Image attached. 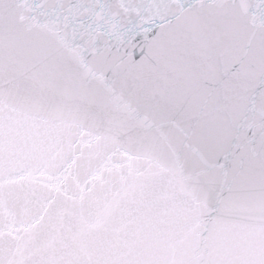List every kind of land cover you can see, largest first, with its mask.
Masks as SVG:
<instances>
[{"label": "snow or ice", "instance_id": "obj_1", "mask_svg": "<svg viewBox=\"0 0 264 264\" xmlns=\"http://www.w3.org/2000/svg\"><path fill=\"white\" fill-rule=\"evenodd\" d=\"M0 264H264V0H0Z\"/></svg>", "mask_w": 264, "mask_h": 264}]
</instances>
